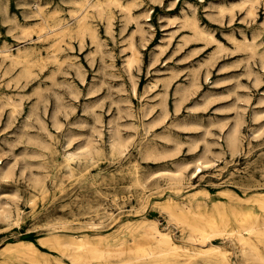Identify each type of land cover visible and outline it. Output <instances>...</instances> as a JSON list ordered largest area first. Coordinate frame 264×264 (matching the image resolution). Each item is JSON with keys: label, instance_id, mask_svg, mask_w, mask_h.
Listing matches in <instances>:
<instances>
[{"label": "rangeland", "instance_id": "obj_1", "mask_svg": "<svg viewBox=\"0 0 264 264\" xmlns=\"http://www.w3.org/2000/svg\"><path fill=\"white\" fill-rule=\"evenodd\" d=\"M83 1L0 0V262L135 238L149 258L155 240L120 234L148 221L195 252L191 205L264 204V0Z\"/></svg>", "mask_w": 264, "mask_h": 264}, {"label": "bare ground", "instance_id": "obj_2", "mask_svg": "<svg viewBox=\"0 0 264 264\" xmlns=\"http://www.w3.org/2000/svg\"><path fill=\"white\" fill-rule=\"evenodd\" d=\"M104 1L121 5L120 0H84L83 3L86 5L84 7L93 6L97 7L100 12H107L108 9L105 8ZM245 2L248 1L245 0ZM250 2L251 6L247 10V14L253 16L256 13L254 5L255 1L252 0ZM86 17L87 15L84 14L79 19V25L80 27L92 30V33L95 35V30L87 23ZM60 22L61 21H59V23ZM68 22H70V20ZM191 24L195 32L198 33V36L204 32L197 24L196 20H192ZM64 28L65 26L60 24L58 29ZM245 39H247L246 36ZM130 47L132 48V55L129 56L131 57L128 60L129 64L133 62L134 56L136 52H138L133 42ZM0 51L3 52L5 56H12V54L9 53L8 48H2ZM238 140L237 129H234L229 137V142L232 145H237ZM113 146H115V144ZM70 158H72L71 155L68 159ZM260 202L261 201L258 199H253L251 201L252 205L249 204L250 207L245 208L244 210H240L237 206L235 207L231 204V207L228 209H224V211L220 210L215 218L213 217L212 211L214 206L205 204L204 208H202L200 203L198 205L199 208L194 210L192 207L193 205H191V207H189V213L195 215L197 220L196 223L192 222L189 224L191 229L186 233L185 237H188V239L192 241V245L196 249L195 252L180 251L173 241V236L169 231L162 230L155 221H148L143 225H139L138 229H123L120 231V234L123 233V237H137L138 235L135 236L134 231L140 230L141 237H148L150 240H155V250L150 252L151 255L149 258L144 257V254L140 256L138 255L135 245H140V243L136 238L134 239L136 242L135 245L127 243L126 241L106 244L105 246L90 244L87 241L79 243L72 241L68 243L70 246L66 247L69 248V250H64L62 256L67 258L71 264H114V257L128 258L125 263L122 260H118L115 264H264V204ZM256 203L259 206V209L263 210V212H254L255 208H253V204ZM5 217L9 218L7 215H5ZM202 221L205 223L212 221L214 224L223 221L224 224L226 223L233 227L231 230L218 228L209 231L201 227L199 223ZM233 224L236 225V227ZM129 234L131 235L129 236ZM214 235H221L224 237H212ZM82 239L83 238L80 240ZM218 239L220 242L217 243L216 240ZM55 240L61 244L58 237H56ZM229 243L233 245L239 244L240 253L239 255H235V261L234 258L228 254L229 249L227 246ZM9 252L10 253L0 262V264H51L52 262L46 257L43 259V262L40 263V261L36 259L37 250L33 248L32 245L20 246L14 252L11 253L10 250ZM55 263L68 264L63 257L56 258Z\"/></svg>", "mask_w": 264, "mask_h": 264}]
</instances>
